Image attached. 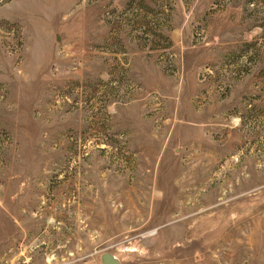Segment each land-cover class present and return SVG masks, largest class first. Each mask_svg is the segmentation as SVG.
<instances>
[{"label": "rangeland", "instance_id": "obj_1", "mask_svg": "<svg viewBox=\"0 0 264 264\" xmlns=\"http://www.w3.org/2000/svg\"><path fill=\"white\" fill-rule=\"evenodd\" d=\"M264 264V0H0V264Z\"/></svg>", "mask_w": 264, "mask_h": 264}, {"label": "water", "instance_id": "obj_2", "mask_svg": "<svg viewBox=\"0 0 264 264\" xmlns=\"http://www.w3.org/2000/svg\"><path fill=\"white\" fill-rule=\"evenodd\" d=\"M102 264H119L116 259H114L109 252H105L101 255Z\"/></svg>", "mask_w": 264, "mask_h": 264}]
</instances>
